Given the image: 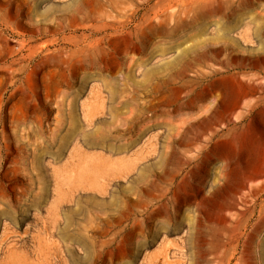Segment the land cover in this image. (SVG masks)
I'll list each match as a JSON object with an SVG mask.
<instances>
[{
  "label": "rangeland",
  "instance_id": "374dc122",
  "mask_svg": "<svg viewBox=\"0 0 264 264\" xmlns=\"http://www.w3.org/2000/svg\"><path fill=\"white\" fill-rule=\"evenodd\" d=\"M156 1L0 0V264H264V0Z\"/></svg>",
  "mask_w": 264,
  "mask_h": 264
},
{
  "label": "bare ground",
  "instance_id": "6f19581e",
  "mask_svg": "<svg viewBox=\"0 0 264 264\" xmlns=\"http://www.w3.org/2000/svg\"><path fill=\"white\" fill-rule=\"evenodd\" d=\"M156 1V0H155ZM194 1H196L195 2V4L197 3V0H157L156 2H155V6L153 7V12H152V14H150V15H145L144 17H143V22H142V25H141V27H143V25L146 23V22H152L153 20H159V18L160 17H167L168 15H172V17H178V18H180V21H181V23L180 22H175L170 28H169V36L171 35V36H173V35H175V33H177L180 29H182V28H190V27H192L194 24L193 23H195L194 21L196 20V15L194 14ZM210 1V0H209ZM140 3H147V0H141V2ZM136 10L137 9H135V12H136ZM150 12V11H149ZM148 12V13H149ZM205 19V18H204ZM164 20V19H163ZM178 20V19H177ZM196 22H197V20H196ZM120 24H121V22H120ZM197 26V25H196ZM193 28H191V30H192ZM183 32H184V30H182ZM187 31V30H186ZM189 31V30H188ZM193 31V30H192ZM151 32V31H150ZM149 32V33H150ZM182 32V33H183ZM200 33H202V32H200ZM152 35V34H151ZM159 36H160V34H159ZM146 38L145 39H141V40H139V41H133V50H135V48L139 51V52H142V54L143 53H145V52H147V50H148V47H149V44L151 43H149V41L151 40V36H149V34H147V36H145ZM154 38V37H153ZM163 38H165V37H163ZM175 38V37H174ZM156 39H158V38H156ZM164 40V39H163ZM153 41V40H152ZM161 41V40H160ZM191 42V41H190ZM182 43V42H181ZM195 43V42H194ZM152 44V43H151ZM186 44H187V42H186ZM192 44V43H191ZM198 44V43H197ZM187 46V45H186ZM164 47V46H163ZM183 47V46H182ZM179 48V47H178ZM83 49V48H82ZM150 49V48H149ZM180 49V48H179ZM201 49V48H200ZM132 50V51H133ZM163 50H165V49H163ZM186 50V49H185ZM136 51V50H135ZM191 51H192V49H191ZM129 52H131V51H129ZM128 52V53H129ZM161 52V51H160ZM164 52V51H163ZM159 53V52H158ZM162 53V52H161ZM147 54V53H146ZM146 54H145V56H146ZM210 52L209 51H202V52H200V53H198L195 57H194V60L195 61H197V62H203V61H205V60H207V59H209L210 58ZM148 55V54H147ZM141 56H143V55H141ZM150 56V55H149ZM182 57L184 56V55H181ZM144 57V56H143ZM216 57V56H215ZM128 58H129V56H128ZM150 58V57H149ZM217 58V57H216ZM140 59V58H139ZM220 59V58H219ZM134 60H136V59H134ZM139 61V60H138ZM141 62V61H140ZM144 62H145V59H144ZM213 62V61H212ZM101 63V62H100ZM104 63V62H103ZM188 64H190L191 62H190V60H189V62H187ZM116 64H120V61H119V58L118 57H114V60H113V64L112 65H116ZM101 65V64H100ZM107 65V67H108V65L109 64H106ZM103 66V65H102ZM104 67V66H103ZM105 68V67H104ZM109 68V67H108ZM112 68V67H111ZM110 68V70H112ZM224 68H226V67H224ZM106 71H108V69L106 70ZM114 71V70H113ZM225 71V70H224ZM109 72V71H108ZM179 72V71H178ZM112 73V72H111ZM184 74H186V73H184ZM113 75V74H112ZM214 75V74H213ZM207 77V76H206ZM200 79V78H199ZM111 81V80H110ZM174 81V80H173ZM111 89V88H110ZM112 90V89H111ZM132 90V89H131ZM126 92V91H125ZM99 93V92H98ZM96 94V93H95ZM99 97V96H98ZM136 98V97H135ZM126 99V98H125ZM124 99V100H125ZM111 101V100H110ZM128 101V100H127ZM115 102V101H114ZM114 102H111V103H113L114 104ZM119 102H120V100H119ZM102 103V102H101ZM101 103H100V105H99V108H100V106H102L103 105V103H102V105H101ZM124 104V103H123ZM97 105V106H98ZM121 105V104H120ZM86 106H88V104L86 105ZM96 106V107H97ZM113 107V106H112ZM111 107V108H112ZM117 107V106H116ZM89 108V107H88ZM115 108V107H114ZM113 108V109H114ZM125 108V107H124ZM145 108H147V107H145ZM185 109V108H184ZM115 110V109H114ZM140 110V109H139ZM188 110H190V109H188ZM87 111H89V110H87ZM86 111V113H84V114H87V117L89 118L90 116H92L93 114L91 113V111L90 112H87ZM142 111V110H141ZM182 111V110H181ZM173 112V111H172ZM171 112V113H172ZM157 112H155L154 114H156ZM144 114V113H143ZM146 114V113H145ZM161 114H163V113H161ZM164 114H165V111H164ZM164 114L162 115L163 117H164ZM170 113H168V115H169ZM180 114V113H179ZM184 113H182V115H183ZM190 114V113H189ZM24 115V114H23ZM26 115V114H25ZM61 115V114H60ZM67 115V114H66ZM71 115V114H70ZM160 115V114H159ZM168 115L167 116H165V117H168ZM181 114H180V116H182ZM210 115V114H209ZM73 116V118L75 119V113L72 115ZM148 116V115H147ZM146 116V117H147ZM170 116V115H169ZM172 116H173V118L174 119H176V122H177V120H178V118H175V116L172 114ZM178 116V115H177ZM176 116V117H177ZM86 117V118H87ZM150 117H151V115H150ZM160 117V116H159ZM158 116H157V119L159 118ZM213 117V116H212ZM236 117V116H235ZM87 118V119H88ZM93 118V117H92ZM138 118V117H137ZM140 118H142V116L140 117ZM155 118H156V115H155ZM170 118V117H169ZM173 118H171V119H173ZM22 119V118H21ZM87 119H86V121H87ZM148 119H149V116H148ZM151 119V118H150ZM78 120H79V118H78ZM89 120V119H88ZM143 122H142V121ZM140 121H141V123H143V125L140 123V125H142V126H144V120L143 119H141ZM146 120V119H145ZM162 120V119H161ZM165 120H167L166 118H165ZM140 121H138L137 123H139ZM60 122V121H59ZM89 122V121H88ZM134 122V121H133ZM149 122V121H148ZM158 122H159V119L157 120V124H158ZM76 123V122H75ZM91 123V122H90ZM152 123V122H151ZM150 123V124H151ZM167 123V122H166ZM172 123L174 124V121H172ZM202 123H207V119L206 118H204V120H202ZM20 124V123H19ZM134 124H136V122L134 123ZM153 124H155V122L153 123ZM160 124V123H159ZM158 124V125H159ZM179 124V123H178ZM70 125V124H69ZM137 125V124H136ZM140 125H139V127H140ZM202 125V124H201ZM21 126V125H20ZM23 126V125H22ZM77 126H79V125H77ZM76 126V127H77ZM135 125H133V127H134ZM150 126V125H149ZM152 126V125H151ZM171 126V125H170ZM169 126V127H170ZM173 126V125H172ZM204 126V125H203ZM79 129V128H78ZM147 129V128H146ZM167 129V128H166ZM171 129V128H170ZM71 133V132H70ZM58 138V137H57ZM123 138V137H122ZM98 140V142H103V143H105V144H108V146H109V148L110 149H112V147H113V139H114V136L112 135V134H110V133H106V134H102L101 136H99V138H97ZM119 139H120V137H119ZM183 139V138H182ZM52 140V139H51ZM56 140V139H55ZM115 140V139H114ZM121 140V139H120ZM198 142V141H197ZM124 145V144H123ZM184 145H190V142H187V143H185ZM107 146V147H108ZM115 146H116V144H115ZM117 147H118V149H120V147L117 145ZM122 147V146H121ZM113 148H115V147H113ZM176 151V150H175ZM177 152V151H176ZM111 174V173H110ZM93 178V177H92ZM105 179H106V177H103V181L102 182H104L105 181ZM95 180V179H94ZM200 180H202V179H200ZM261 182V181H260ZM96 183V182H95ZM199 183H200V181H199ZM219 183H220V181H219ZM92 185V184H91ZM250 191V190H249ZM261 192V191H260ZM259 192V193H260ZM258 194V193H257ZM253 195V194H252ZM245 198H247V195L244 193L243 195H241L240 197H239V200H241L243 203L245 202ZM113 201H115V198H114V200ZM192 201V200H191ZM182 204V203H181ZM186 204V203H185ZM187 206H189V205H187ZM243 206H245V205H243ZM247 207V206H246ZM250 209V208H249ZM243 211V210H242ZM245 211V210H244ZM180 212V211H179ZM125 216H126V214H125V211H124V209H123V212H122V215L121 216H118L117 218H118V220H119V222L121 223L124 219L123 218H125ZM240 224V223H239ZM236 226V225H235ZM190 227V226H189ZM201 228V227H200ZM199 228V229H200ZM238 228V227H237ZM252 236V235H251ZM254 237V236H253ZM191 238H193V234L192 235H190L189 236V239H191ZM195 238V237H194ZM3 243V242H2ZM25 243V242H24ZM8 250V249H7ZM3 251V250H2ZM165 252L164 251H159L158 253H156L155 255H154V261H156V260H158L160 257H161V255L162 254H164ZM113 255H115V254H113ZM120 254H118V256H119ZM167 255H168V252H167ZM166 255V256H167ZM117 257L115 256V259H116ZM165 260V259H164Z\"/></svg>",
  "mask_w": 264,
  "mask_h": 264
}]
</instances>
